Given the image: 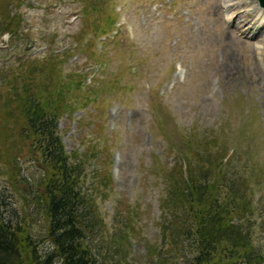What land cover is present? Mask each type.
Listing matches in <instances>:
<instances>
[{
	"label": "rangeland",
	"instance_id": "obj_1",
	"mask_svg": "<svg viewBox=\"0 0 264 264\" xmlns=\"http://www.w3.org/2000/svg\"><path fill=\"white\" fill-rule=\"evenodd\" d=\"M24 1L16 8L12 0L10 6L22 18L20 38L9 41L0 34V89L6 94L4 70L31 62L45 66L35 68L36 81L49 74L52 80L78 84L77 76H84V92L91 90L80 94L72 87L80 109L72 118L63 117L58 131L67 153H99V161H89L90 178L99 169L112 178L107 197L104 188L94 193L105 227L90 244L101 264H149L148 243L168 245L158 227L166 189L158 171L191 149L199 151L204 140L210 148L228 146V155L235 151V165L243 174L245 166L247 177L264 170V10L259 0ZM86 96L95 98L94 105H85ZM18 122L16 112L0 101L5 152L18 138ZM11 129L14 136L5 137ZM11 153L0 169L6 170ZM22 155L21 172L36 183L41 168ZM248 179L251 187L258 180L263 185L254 199L264 196V175ZM86 184L91 189L90 181ZM2 185L0 176V190ZM37 222L35 238L41 236ZM124 226L133 231L119 250L117 234ZM256 244L264 247V230L257 232ZM41 247L49 245L44 241ZM164 253L151 264H171L174 249L169 245Z\"/></svg>",
	"mask_w": 264,
	"mask_h": 264
},
{
	"label": "trees",
	"instance_id": "obj_2",
	"mask_svg": "<svg viewBox=\"0 0 264 264\" xmlns=\"http://www.w3.org/2000/svg\"><path fill=\"white\" fill-rule=\"evenodd\" d=\"M11 3L0 0V34L9 36V41L18 40L22 29V18L12 14ZM25 3L16 0L15 7ZM44 67V63L38 67L31 62L9 67L2 75L6 94L1 88L0 101L7 110L16 112L20 131L18 138L7 144L8 152L14 154L9 161L5 159L6 170L0 169L4 180L0 190V264H101L90 244L105 227L94 193L104 188L107 197L112 178L101 169L90 178L89 161H99V153L92 149L67 153L58 131L59 121L65 116L72 118L80 109L72 87L81 89L80 94L91 89L84 92L83 75L77 76L78 84L52 80L49 74L34 80L35 68ZM94 101L87 97L85 105H94ZM15 133L11 129L4 136L12 138ZM0 143L5 141L0 138ZM208 145L210 142L204 140L199 151L191 149V154L158 171L166 180L158 227L167 246L174 249L169 263L264 264V247L256 244L257 232L264 230V196L254 199L255 190L261 191L263 185L258 180L251 187L248 179L263 176L264 170L247 177V168L242 166L243 174L235 165V151L228 155V146ZM8 152L0 147V163L4 164ZM22 153L28 160L34 158L41 168L36 183L21 172L18 162ZM14 201L20 202L19 207ZM34 221L41 223L38 238L34 237ZM130 231L131 226L119 231L117 249L126 246ZM44 241L48 249L41 247ZM167 246L148 243L149 264L163 258Z\"/></svg>",
	"mask_w": 264,
	"mask_h": 264
},
{
	"label": "water",
	"instance_id": "obj_3",
	"mask_svg": "<svg viewBox=\"0 0 264 264\" xmlns=\"http://www.w3.org/2000/svg\"><path fill=\"white\" fill-rule=\"evenodd\" d=\"M260 7L264 10V0H259Z\"/></svg>",
	"mask_w": 264,
	"mask_h": 264
}]
</instances>
